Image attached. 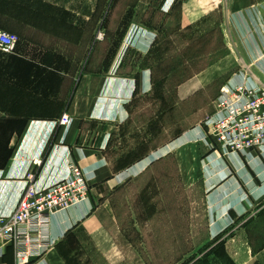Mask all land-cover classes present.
<instances>
[{
  "label": "crops",
  "instance_id": "obj_1",
  "mask_svg": "<svg viewBox=\"0 0 264 264\" xmlns=\"http://www.w3.org/2000/svg\"><path fill=\"white\" fill-rule=\"evenodd\" d=\"M140 1L148 5L153 0H137V4ZM230 1L241 25V36L248 35L250 40L245 43L253 60L258 50L264 49L258 31L260 20L264 23V9L252 8L264 0ZM82 2H91V6L86 8ZM221 4L223 0H160L159 9L167 17L176 13L178 24L186 26ZM99 29V0H0V30L21 38L16 52L0 51V141L5 138L11 146L8 159L0 160V213L10 214L13 210L34 159L41 160L36 176L41 185L63 176L67 160L73 159L88 180V199L56 214L51 224L55 243L44 254L42 263L150 264L149 257L165 255L161 249L164 232L158 233L153 219L144 217L139 226L133 223L138 236H126L119 228L112 199L125 189V182L172 155L177 189L181 181L185 192L198 195L193 201L200 198L204 227L197 247H212L213 240L225 234L221 238L223 248L233 264H264V244L257 247L249 237L250 224L264 213V145L244 153L232 152L224 158L210 151L202 156L199 141L193 139V128L130 158L134 163L122 172L104 149L122 135H129L123 132V120L133 78L116 70V60L102 73L99 66L94 68L92 58L88 60L89 52L93 57ZM252 29L256 30L257 40ZM221 31L223 35V28ZM140 38L139 48H145ZM149 49L147 45L144 51ZM237 75L241 80L252 76L264 84L263 66H258V71L234 73L225 85ZM142 77L143 90H148V73ZM73 81L77 84L69 89L68 82ZM62 112L71 117L65 130L54 123ZM171 186L173 194L174 184ZM178 203L172 201L173 210L178 209ZM191 213L189 224H194L195 213ZM174 214L172 211L169 220L171 230L165 233H171L173 239L179 232L177 227L174 229V220L178 224ZM3 249L0 264H14L13 246L7 244ZM215 257L207 250L198 264H214ZM155 264L163 262L156 259Z\"/></svg>",
  "mask_w": 264,
  "mask_h": 264
},
{
  "label": "rangeland",
  "instance_id": "obj_2",
  "mask_svg": "<svg viewBox=\"0 0 264 264\" xmlns=\"http://www.w3.org/2000/svg\"><path fill=\"white\" fill-rule=\"evenodd\" d=\"M67 3L71 4L70 1ZM82 3L86 8L91 6V2ZM159 6L160 0H153L148 5L141 1L137 4V0H99L100 29L95 35L97 42L93 57L89 52L88 60L92 58L94 68L99 66L101 73L108 71L116 60V70L133 78L125 98L123 120V132L129 135L121 134L122 139L104 149L111 163L122 172L134 163L129 161L130 158L166 144L179 133L192 132L193 128L196 129L193 139L199 141L201 155L211 152V144L205 145L206 138L198 124L215 114V100L226 79L234 73L249 69L258 71V66L264 67V49H259L253 60L249 59L248 43L245 42L250 40L248 35L242 37L240 34L241 25L234 17L236 11L230 0H223L221 6L186 26L178 24L176 13L167 17ZM252 9L263 10L264 1H259ZM259 23L258 31L264 39V23L262 20ZM251 34L257 40L256 30ZM140 37L144 39V47H150L146 52L145 48H139ZM20 40L19 37L18 44ZM143 73L149 76L148 90H143ZM76 84L68 82L69 89ZM5 140L0 141V160L4 161L11 153V146ZM171 156L153 163L143 175L133 177L125 185L123 183L125 189L112 199L121 232L136 237L139 231L133 223L136 221L139 226L140 218L153 219L152 225L157 232H164L161 249L165 255L162 258L149 257L150 264H155L156 259L162 260L163 264H198L207 250L216 256L214 264H233L223 248L221 238L225 234L213 240L212 247H197V239L203 234L204 227L200 198L193 201L198 195L185 192L180 180L177 189L176 165ZM103 195L106 197L107 194ZM172 201L179 202L178 209L173 210ZM193 206L196 209L193 210ZM172 211L176 212L174 217H178V224L174 220V229H179L174 239L171 233L165 234L171 230ZM191 212L195 213L194 224H189ZM249 237L257 247L264 244V213L250 224ZM135 243L138 245L139 240ZM193 250L196 252L192 256L184 255ZM197 254L201 257L195 258Z\"/></svg>",
  "mask_w": 264,
  "mask_h": 264
},
{
  "label": "built area",
  "instance_id": "obj_3",
  "mask_svg": "<svg viewBox=\"0 0 264 264\" xmlns=\"http://www.w3.org/2000/svg\"><path fill=\"white\" fill-rule=\"evenodd\" d=\"M19 37L0 30V51L15 52ZM236 75V74H235ZM216 112L198 124L211 153L225 157L264 145V84L254 77H233L215 100ZM71 122L67 112L54 121L65 130ZM40 159L24 176V188L10 214L0 213V256L9 244L14 264H43L42 258L55 243L51 224L56 214L88 199L89 184L79 164L68 159L66 173L46 185L37 179Z\"/></svg>",
  "mask_w": 264,
  "mask_h": 264
}]
</instances>
